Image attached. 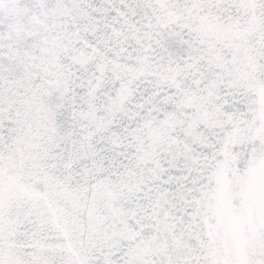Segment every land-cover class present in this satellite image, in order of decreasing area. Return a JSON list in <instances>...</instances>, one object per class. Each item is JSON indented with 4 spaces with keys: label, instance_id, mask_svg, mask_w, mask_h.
<instances>
[{
    "label": "snow or ice",
    "instance_id": "6c2138e0",
    "mask_svg": "<svg viewBox=\"0 0 264 264\" xmlns=\"http://www.w3.org/2000/svg\"><path fill=\"white\" fill-rule=\"evenodd\" d=\"M0 264H264V0H0Z\"/></svg>",
    "mask_w": 264,
    "mask_h": 264
}]
</instances>
